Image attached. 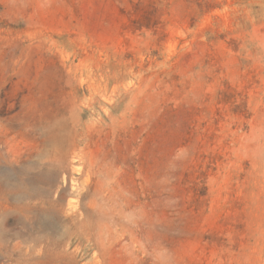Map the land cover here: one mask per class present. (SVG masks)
<instances>
[{
  "label": "rangeland",
  "instance_id": "rangeland-1",
  "mask_svg": "<svg viewBox=\"0 0 264 264\" xmlns=\"http://www.w3.org/2000/svg\"><path fill=\"white\" fill-rule=\"evenodd\" d=\"M0 264H264V0H0Z\"/></svg>",
  "mask_w": 264,
  "mask_h": 264
},
{
  "label": "bare ground",
  "instance_id": "bare-ground-1",
  "mask_svg": "<svg viewBox=\"0 0 264 264\" xmlns=\"http://www.w3.org/2000/svg\"><path fill=\"white\" fill-rule=\"evenodd\" d=\"M62 175V174H61ZM63 179L62 180H65V177H62ZM71 186V185H70ZM72 202H70L69 200H67V206L68 207H70V206H72V204H71Z\"/></svg>",
  "mask_w": 264,
  "mask_h": 264
}]
</instances>
